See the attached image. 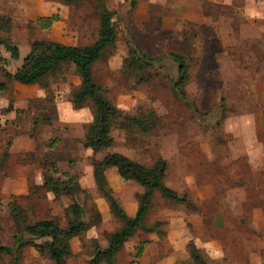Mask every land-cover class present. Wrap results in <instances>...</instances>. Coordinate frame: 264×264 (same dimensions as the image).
I'll return each mask as SVG.
<instances>
[{
  "label": "rangeland",
  "instance_id": "374dc122",
  "mask_svg": "<svg viewBox=\"0 0 264 264\" xmlns=\"http://www.w3.org/2000/svg\"><path fill=\"white\" fill-rule=\"evenodd\" d=\"M50 1L48 6L38 0L35 13L0 15L10 19L9 36L19 49L13 59L0 44V68L13 72L35 41L86 45L97 39L99 20L91 1L80 6ZM176 2L194 0L149 5L142 20L135 19L129 0L113 8L116 40L96 63L94 81L122 113L145 119L149 127L113 126L114 143L100 152L83 146L91 107L80 115V125L64 123L77 119L76 109L82 107L69 100L80 82L76 67L65 64L43 83L29 85L6 79L0 70V83H5L0 89V246L12 247L17 234L10 202L24 209L29 222L53 217L62 228L66 210L75 203L82 208L85 230L70 239L72 256L64 264H91L94 245L106 246L107 234L121 225L95 184L92 163L120 152L148 166L163 159L164 184L186 193L191 205L154 192L144 222L163 223L157 232L138 230L112 264H192L193 245L208 264H247L250 253L258 252L250 217L253 189L264 186V33L249 13L257 7L264 13V0H233L223 7L197 0L196 20L174 9ZM51 14L59 18L40 28L37 19ZM6 36L0 32V39ZM132 44L150 56L163 55L141 83L123 69ZM170 53L186 63L184 90L198 112L173 94L178 63ZM112 168L105 178L114 198L122 208L129 200L137 203L143 188ZM46 177L71 179V194L55 197L43 186ZM237 232L244 237L240 246ZM0 264L54 263L26 246L17 261L0 251Z\"/></svg>",
  "mask_w": 264,
  "mask_h": 264
},
{
  "label": "trees",
  "instance_id": "16d2710c",
  "mask_svg": "<svg viewBox=\"0 0 264 264\" xmlns=\"http://www.w3.org/2000/svg\"><path fill=\"white\" fill-rule=\"evenodd\" d=\"M85 1L93 3L98 16L99 27L96 40L86 45H69L52 40L35 41L21 65L13 72L4 68H0V70L8 80L24 85L41 84L47 77L55 75L61 66L72 63L78 69L80 82L78 87L70 92L69 100L77 107L83 106L87 100H91L94 104L93 119L85 128L84 147L97 152L114 143L111 136L113 126L137 124L141 130L148 131L149 125L145 119L122 113L103 95V88L94 81L93 69L96 63L103 57L105 51L114 45L116 40V29L113 22L116 12L107 7L106 0H61L63 4L74 6H80ZM131 6H135L133 0H131ZM58 18L57 14H51L38 18L36 22L40 28H48ZM0 32L7 35L0 39V44L9 51L11 58L18 59L19 49L9 36L11 32L9 18L0 16ZM161 56L163 55L150 56L132 44L128 49V56L124 59L123 69L136 77V83H141L147 79L149 68L161 65ZM170 56L175 58L178 63V77L172 82L173 94L198 112L194 104L187 98L184 90L187 78L186 63L180 55L170 53ZM0 89H5L4 82L0 83ZM110 167H114L124 180H133L143 188L142 193L137 196V211L134 216L126 214L107 185L105 171ZM166 167L167 164L163 159H158L148 166L117 152L107 153L102 159L93 161L92 175L95 184L107 200L112 214L121 221V225L115 231L107 234L106 246L94 245L90 258L91 264L100 262L112 264L124 244L138 230L157 232L162 221H154L150 225L144 222L154 192H158L161 198L191 205L190 198L186 193H179L164 184ZM52 168L56 169L54 162ZM43 186L51 190L55 197L69 195L72 192L71 179L65 181L46 177ZM8 209L15 223L17 234L13 237V246H0V251L11 255L16 261L20 257L21 250L30 246L39 254L46 255L54 264H64L72 256L70 239L85 230L82 208L75 203L66 210L67 225L63 228L53 217L29 222L27 215L24 214V209L13 201L8 204ZM142 244L140 243L136 248L137 257L142 251ZM190 257L192 264H208L194 245L190 249Z\"/></svg>",
  "mask_w": 264,
  "mask_h": 264
},
{
  "label": "crops",
  "instance_id": "0c3cea01",
  "mask_svg": "<svg viewBox=\"0 0 264 264\" xmlns=\"http://www.w3.org/2000/svg\"><path fill=\"white\" fill-rule=\"evenodd\" d=\"M37 1L38 0H0V15L10 14L13 11L17 12V13H22V14L35 13L37 11V8H38L37 7V5H38ZM106 1H107L106 3L108 5L109 9L113 10V8H115V6L116 7L120 6L121 4L126 3V1H128V0H106ZM133 1L135 3V6H134L135 19L136 20H142V19H144V12L147 13V9H148L149 5L151 7L152 4H161L162 2H164L166 0H145V1L144 0H133ZM210 1L219 4L220 7H223L224 5H227V6L230 5L233 0H210ZM41 2H42V5H48L49 6L52 4V2L50 0H41ZM129 2L131 4V0H129ZM196 3H197V0H194L193 4H191V5L176 2V4L173 6V8L175 9L178 7L185 14L194 15V17H192V18L189 16H187V18L189 20H196V15H198V9H197L198 5ZM55 4H57V3H55ZM109 5H111V6H109ZM146 7H147V9H146ZM239 10H241V8H239ZM259 10H260V7H257L256 9L253 10V12H251L249 14L252 15V16H250L251 20L256 21L257 23H255V24L260 25L261 30L264 33V13H262L261 11L259 13ZM68 64H72V63H68ZM20 85H22V84H20ZM85 104H86L85 106H82L81 108L76 109V112L79 114V115H77L78 116L77 119L74 117H71L73 119L67 118V121H64V123L71 122V123H74L75 125H80V123H82V121L80 120V115L85 112V110H86L85 107H91L92 108V115L89 114L92 116L91 119H89V120L92 121L93 115L95 113V106L91 102V100H87L85 102ZM71 110H73L72 107H71ZM89 120H87V121H89ZM105 149H107V148H105ZM102 150H100V151H102ZM100 151H97V152H100ZM117 153H120V152H117ZM121 154H123V153H121ZM111 169H113V168L111 167V168H108L107 170H111ZM107 170L105 171V174H107ZM121 181H122V179H121ZM127 182L136 183L133 180H127ZM136 184H138V183H136ZM140 187H142V186H140ZM261 188H264V186H255L253 189L254 194H253V197L251 199L252 200L251 204H252L253 208H252V213H251V217H250V221L252 223V231H253V233L256 232V234H254V236H253V237H255V239L253 240L252 244H253V246H257L256 249L258 250V252L256 251V252L250 253L251 257L250 258L248 257L250 262L247 264H264V260H262V257H261V254L264 253V193H262V194L260 193ZM247 199H246V197L243 198V200H247ZM245 202L246 201H244L242 203H245ZM123 209L127 215L134 216L136 211H137V203L135 202L134 199L129 200L127 202V204L126 203L124 204ZM240 238L244 239L242 233L237 232L236 233V239L238 241L237 246L242 245ZM223 245L220 247L222 251H223V249H222Z\"/></svg>",
  "mask_w": 264,
  "mask_h": 264
}]
</instances>
